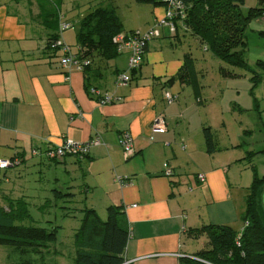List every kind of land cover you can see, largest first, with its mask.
Wrapping results in <instances>:
<instances>
[{"label": "crops", "instance_id": "obj_1", "mask_svg": "<svg viewBox=\"0 0 264 264\" xmlns=\"http://www.w3.org/2000/svg\"><path fill=\"white\" fill-rule=\"evenodd\" d=\"M82 5L80 0H0V157L16 160L0 167L2 198L7 208L8 201L20 199L27 209L29 187L22 168H47L54 175V198L68 200L77 192L82 196V217L84 209L95 210L102 219L108 206L124 207L120 222L129 231L123 253L128 264H198L186 243L199 234L190 230L206 224L234 229L242 199L245 207L246 191L238 176L241 158L233 145L216 143V149L207 152L206 125L191 113L193 104L177 97L170 104L164 100L168 80L177 74L186 53L180 29L174 36L161 27V35L148 42L140 67L126 85H117L115 76L127 69V53L123 63L118 56L111 64L95 57L89 69L67 73L59 64V51L46 48L50 30L42 14L57 9L59 21L76 25L92 9ZM164 11V4L153 3L144 30ZM90 84L121 100L99 104L88 93ZM160 114L167 128L152 131L150 123ZM124 131L133 137L135 154L130 157L119 145ZM95 134L101 143L82 159L48 160L43 155L64 137L86 141ZM33 148L40 154L32 156ZM165 166L173 175L163 174ZM197 173L205 174L204 182L196 179ZM0 210L8 211L2 204ZM201 237L208 243L205 234ZM178 252L184 256H175Z\"/></svg>", "mask_w": 264, "mask_h": 264}, {"label": "trees", "instance_id": "obj_2", "mask_svg": "<svg viewBox=\"0 0 264 264\" xmlns=\"http://www.w3.org/2000/svg\"><path fill=\"white\" fill-rule=\"evenodd\" d=\"M137 1L164 4L162 0L157 2L155 0ZM181 1L187 7V13L183 20L187 29L182 33L189 32L195 36L200 43L204 44L205 51H209L223 64L249 71L253 87L258 85L264 79L262 75L264 62L260 60L257 62L258 68L263 73L248 66L244 57L246 47L244 36L249 22L262 17L264 1L259 2V7H250L245 11L242 9L245 0ZM40 7L43 12V6L40 5ZM52 11L53 14L50 12L43 16L45 14L43 13L42 21L45 27L50 30L46 48L57 51L52 45L59 36L56 31L59 17H57V9ZM78 22L76 24V44L85 49L84 53L92 59V63L95 57L108 60L120 54L117 52L116 44L112 41L116 34L123 32L122 21L114 6H96ZM176 35L178 33L174 36ZM146 48L147 45L145 51ZM191 64L192 58L186 52L177 74L168 82L177 78L181 84L191 83L194 78ZM87 69L89 67L85 70ZM220 69L223 73H231L222 64H220ZM193 82L194 95L199 100V84L194 80ZM203 135L207 152H213L216 149V142L209 126L203 127ZM238 145L242 146L243 142ZM247 152L246 158L254 154L252 151ZM260 152L264 155V149ZM251 168L253 178L246 190L245 207L241 215L243 223L247 224L240 231L225 224H206L191 229L190 232L194 234L204 233L208 240V246L194 254L196 258L204 262L198 260L195 263L264 264V211L261 203L264 175L259 176L253 165ZM123 208L122 205L108 206L105 220H102L95 210L84 209L80 225L75 230L73 237L75 248L73 264H122L124 262L123 253L129 231L120 222ZM1 212L7 217H4V220L0 222V244L11 247V250L17 252L20 257L30 252L36 254L43 249L48 250L49 244L56 242L59 225L50 223V221H47L50 223L48 227L14 223V217L23 220L28 215L24 201L20 199L8 201V211L1 210ZM237 241L239 245L236 244Z\"/></svg>", "mask_w": 264, "mask_h": 264}, {"label": "rangeland", "instance_id": "obj_3", "mask_svg": "<svg viewBox=\"0 0 264 264\" xmlns=\"http://www.w3.org/2000/svg\"><path fill=\"white\" fill-rule=\"evenodd\" d=\"M80 1L83 3L82 7L86 6L88 10L99 5L114 6L122 21L123 30L133 29L134 31H144L143 27L150 17L151 6H153V3L137 0H112L111 3L103 0ZM260 1L264 0H245L242 9L245 11L250 7H259ZM82 17H79L78 21ZM262 29L264 30V17L252 19L244 36L246 42L244 57L248 66L259 72L262 71L258 68L257 62L258 60L264 62V33L260 32ZM76 31L77 26L74 25L63 33L64 41L73 49L77 45ZM165 31L167 32L166 29ZM182 36L184 38L181 37L180 44L192 58L193 80L199 84L202 101L199 103L195 98L193 80L189 84H180L177 78H173L169 81L170 87L167 91L175 95L178 100L188 105L193 104L191 113L196 114L206 126L210 127L217 144L234 146L237 158H241L238 176L245 192L253 178L251 165L259 176L264 175V155L260 152L264 149V79L253 87L249 71L223 64L209 51H205L204 44L191 33L186 32ZM125 54L120 53L117 58L115 57L116 60L119 63L125 62ZM106 61L111 64L113 60ZM220 64L226 66L227 71L231 73H223ZM262 75L264 76V73ZM240 142H243L242 146L238 145ZM247 151H252L254 154L246 158ZM22 173L28 179L29 192L25 198L28 203V215L23 220L14 217V223L48 227L50 223L47 221H52L60 228L56 242L49 244L48 250L43 249L36 254L30 252L20 257L17 252L11 250V247L0 244V264H22L28 261L30 262L26 264H73L75 251L73 237L82 217L81 206H79L82 196L79 198L77 192L74 198H67L68 200L64 197L54 198L53 192L50 191L54 175L47 168L31 165L28 168L23 167ZM3 195L5 194L0 190V204L7 210ZM261 203L264 211V188ZM77 207H80L79 210ZM243 209L244 199L239 205L240 212L238 222L233 225L234 230L243 225V220L240 218ZM66 212H69L68 215L65 214ZM4 217L7 215L0 210V222L4 220ZM105 218L102 216L103 220ZM203 235L199 234L195 240L186 243L188 248L195 253L206 248L208 243H203L205 239L201 237Z\"/></svg>", "mask_w": 264, "mask_h": 264}, {"label": "built area", "instance_id": "obj_4", "mask_svg": "<svg viewBox=\"0 0 264 264\" xmlns=\"http://www.w3.org/2000/svg\"><path fill=\"white\" fill-rule=\"evenodd\" d=\"M165 5V11L163 17L157 19L154 24L144 31H133V32H120L116 34L112 41L116 44L117 52L127 53V69L116 73L115 83L117 85H126L131 80L132 71L138 69L143 61L145 54V46L150 40L161 35L160 29L166 26L171 35H175L180 29L182 32L187 29L183 20L186 16L187 7L181 0H162ZM262 17H264V12ZM74 24L68 20L60 19L58 25V38L55 40L52 46H54L57 51H59V64L63 67L67 73L72 70L85 71L87 67L92 65V59L85 55L84 48L80 45H76L73 49L71 45L67 44L63 39H61L60 34L73 27ZM205 50V47H204ZM88 93L90 96L99 104H109L112 102L120 101L121 97L116 96L109 91L103 90L96 85H88ZM164 100L167 104L172 103L176 96L169 93L167 90L163 93ZM167 128L166 119L163 115H157L150 123V129L152 131H164ZM101 143V138L99 135L95 134L90 139L86 141H77L70 137H64L59 144L48 147L43 155L46 159H58L64 156H72L78 159H82L87 156L91 147L99 145ZM119 145L122 148L124 154L130 157L135 154V148L133 144L132 135L124 131L121 133L119 138ZM40 154L39 150L33 148L31 150V155L35 156ZM16 163L15 159H5L0 157V167L12 166ZM163 174L170 176L173 175V170L165 166ZM196 179L199 182L205 181L204 173H197ZM121 181V179H118ZM247 223L243 224V227ZM242 227V228H243ZM242 230V229H241ZM239 245L238 241L236 243ZM177 257H183L184 254L178 252L174 253ZM195 258V257H193ZM201 262L199 258H195ZM122 264H128L126 260Z\"/></svg>", "mask_w": 264, "mask_h": 264}, {"label": "water", "instance_id": "obj_5", "mask_svg": "<svg viewBox=\"0 0 264 264\" xmlns=\"http://www.w3.org/2000/svg\"><path fill=\"white\" fill-rule=\"evenodd\" d=\"M264 188V187H263Z\"/></svg>", "mask_w": 264, "mask_h": 264}]
</instances>
